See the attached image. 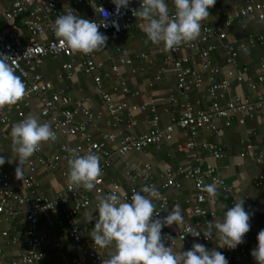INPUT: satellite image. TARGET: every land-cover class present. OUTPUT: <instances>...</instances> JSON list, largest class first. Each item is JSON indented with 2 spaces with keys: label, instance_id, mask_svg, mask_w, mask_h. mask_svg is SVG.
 <instances>
[{
  "label": "built area",
  "instance_id": "2783aa9c",
  "mask_svg": "<svg viewBox=\"0 0 264 264\" xmlns=\"http://www.w3.org/2000/svg\"><path fill=\"white\" fill-rule=\"evenodd\" d=\"M244 6L233 15H229L224 21L214 24L203 23L200 37L190 44H182L169 51L166 55V60L172 63V69L176 75V87L179 91L182 102V111L178 117H172L169 124L164 128L158 126L159 114L157 107L151 102L141 104L129 103L125 100L114 101L113 94L104 87L103 78L108 73L102 72L104 63L98 59V54L85 55L82 53H73L66 44H61L60 40L54 35L53 26L55 20L68 12L76 15L87 6H93L94 11L87 20L100 24L99 31L108 37L109 40L121 34L127 27H130L136 17L132 14V9L139 10L142 0H131L128 9L121 8L117 13L116 6L109 0H13L9 7L4 9L3 15L5 19L11 23L20 21L23 25V30L19 28H0V54L10 56L9 63L15 66L16 72L21 76L23 83L26 85V95L16 105L4 109H0V124L14 125L29 116L28 108L31 106L33 97H38L40 100V114L44 117V123L51 125L57 136L62 137H78L83 142L76 145L73 149H77L81 155L91 151L97 152L100 156L101 175L98 177L95 191L101 195L111 194L116 192L117 195H122L121 185L118 183L112 184L108 188L103 187V177L108 167H110L113 157L118 154L125 158L127 153L132 150H144L151 144H158L162 140H170L173 137L175 127L184 129L188 135V140L181 143L178 147L180 150L197 148L198 143L195 138L200 129H207L214 133H222L224 129L232 124L234 116L239 113H246L252 117L256 112L264 114V90L257 91L256 95L247 98L240 94L232 96L225 104L220 102L224 97L225 92L230 87L228 80H215L211 77L207 92L212 99L208 107H199L191 100V89L200 86L202 83L201 72L195 67L197 61L194 55H198L201 59V65L204 69H210L213 73H218L220 68L214 64L211 59L212 51L218 46L216 43H211L212 39H219L221 46L224 47L227 58L226 61L236 69V78L239 81L244 79V72L238 68L237 53L238 50H247V44L235 45L227 41L226 29L233 23L235 16H244L252 19L264 20V1L243 0ZM166 3L171 7L170 15L174 14V5L172 0H166ZM109 13V16L107 17ZM107 17V18H106ZM113 22L119 25V29L113 26ZM104 23L108 26L104 27ZM27 33V39L24 38V33ZM264 42L262 35L258 37L251 36L249 44L252 46L255 42ZM182 50L191 51L180 54ZM117 52L122 54L121 63L131 64L132 59L127 56V52L122 47L117 48ZM48 56H64L68 60L62 63V70L67 77H70L76 56L81 57L83 69L86 73L92 75L95 89L104 101L108 117L106 122L109 126L117 127L122 122H127L128 125L135 123L134 114L139 112L146 113L152 123V128L141 134H131L125 131L104 133V137L108 141H118L116 149L107 147L104 141L95 140L90 131L89 125L94 124L102 118L101 112L94 111L86 100L78 102L74 107L70 108L71 97L59 92H48L53 89L51 81L43 80L39 71L44 59ZM144 56V54H142ZM262 72L258 77L259 83H264V63L261 65ZM114 72H118V64L112 66ZM62 77V74H59ZM251 87L257 88L255 82L250 83ZM123 94L136 96L138 90H132L125 82L119 85ZM172 103L178 102L174 95L169 97ZM126 112V116L122 115ZM84 115L85 120L77 122V117ZM18 122H15L14 119ZM217 119H223L224 123H217ZM239 123L245 122V117L239 118ZM202 147L208 149L210 153L218 158L225 156L221 146L211 143H203ZM67 142L61 145L62 150L69 149ZM72 151L66 156L60 154H52L45 156L41 153V149L36 152L35 159L29 161V167H35V164L42 166L45 170L60 169L63 175L68 174V170L64 168L63 162L68 163L71 158ZM242 156H249L257 162L264 161V149L256 150L252 144H247L246 148L241 153ZM193 164L189 167H178L173 169L167 167L164 170L166 180L162 183V187L179 186V182L175 180L176 175H184L194 182L196 190L197 210L203 218L202 223L196 224H179V231L175 235L163 232L162 239L166 247L175 246L177 244L186 245L191 250L193 243H201L206 245L212 239H205L203 233L199 237H193L189 234V229H196L210 222V218L217 217L215 210H209L203 206L204 203H213L215 199H210L208 194L201 189L205 185V174L215 182L226 197L233 195L231 186L218 175L216 168L209 163L203 162V157L198 153L194 155ZM128 166L133 168V172H128V176L133 180L142 178L148 180L151 175V165L144 164V171H139L135 165ZM16 172V167L13 170L5 171L0 169V214H3L8 219L17 220L18 211L13 206V202L28 205L25 221L28 222L27 236L29 250L22 254L17 259L9 261L6 264H30L38 262L43 257L41 247L46 242V236L38 231L39 217L43 213L55 212L58 216L57 225L61 232L69 239V245L72 246L78 253V256L73 259L74 262H79L83 255H88L89 260L86 264H100L102 256L89 246L85 240V235L89 231L90 224L97 222L98 217L92 219L88 226H83L78 223L77 215L80 210L88 207L91 203L88 191L83 187L77 188L75 185L66 184L65 191L56 197L50 198L36 192L38 182L33 174L24 175L23 183L26 188L31 189L30 193H19L15 191L11 185L12 175ZM150 186H154L151 183ZM139 191L137 187H132L123 195L126 201L131 202L133 191ZM159 200V213L165 208L169 202L161 192ZM143 195V193H141ZM75 201L71 207L70 201ZM247 199H244L246 202ZM234 205L236 200H232ZM160 216V215H159ZM23 220H18L22 222ZM264 228L258 229L252 233L245 234L244 243L236 249L230 250L226 247L224 255L231 262H240L246 255V245L257 241L258 233ZM8 230H0V236H8ZM170 237V239H169ZM184 238V239H183ZM13 242H18L19 237L14 235ZM173 244V245H172ZM250 264H257L255 259H252Z\"/></svg>",
  "mask_w": 264,
  "mask_h": 264
},
{
  "label": "crops",
  "instance_id": "0c3cea01",
  "mask_svg": "<svg viewBox=\"0 0 264 264\" xmlns=\"http://www.w3.org/2000/svg\"><path fill=\"white\" fill-rule=\"evenodd\" d=\"M13 0H0V28H19L23 30V25L20 21L11 23L7 21L3 15L4 9L10 6ZM108 2L109 0H102ZM257 2L264 0H254ZM244 6L243 0H216L214 7L209 9L210 15L203 23L214 24L224 21L229 15L238 12ZM172 7V6H171ZM171 7L169 9L171 10ZM94 11L93 6L84 7L78 16L87 19ZM143 21L136 18L130 27H127L121 34L112 37L106 45V49L97 52L98 59L103 61L104 67L102 72L108 73L103 78L104 87L110 91L114 96V101L125 100L129 103L141 104L144 102H151L157 107L159 114L158 126L164 128L170 123L172 117H178L181 114L182 98L176 87V75L172 69V63L167 61L166 55L169 51L164 50L163 44L154 45L151 42L146 43V35L142 31L140 25ZM227 41L239 45L241 43L247 44V50H238L237 60L238 68L244 72V79L242 81L236 78V69L232 67L227 61V54L223 46L218 43L219 39H212L211 43H216L218 46L212 51V62L219 66L220 71L213 73L210 69H204L201 65V59L198 55H194L197 63L195 67L201 72L202 83L200 86L193 87L190 95L191 100L195 106L208 107L212 99L207 92L211 77L215 80H228L230 82L229 89L225 92L224 97L220 99L222 104H225L228 99L236 94L251 98L256 95L257 91L264 90V83H259L258 77L262 69L261 65L264 63V42H255L254 45L249 44L251 36L264 37V20L252 19L244 16H235L233 23L226 29ZM24 38L27 39V33H24ZM122 47L126 50L127 56L132 59L131 64L121 63L122 54L117 52V48ZM190 53L191 51L182 50L180 54ZM144 54V56H142ZM68 58L64 56H48L44 59L39 71L43 80L51 81L53 89L48 92H59L61 94L71 97L70 108L74 107L78 102L83 100L96 112L102 113V118L94 124L89 125V131L92 137L98 141H104L108 148L116 149L118 141H108L104 137V133L113 131H125L131 134H141L149 131L152 128V123L146 113L139 112L134 114L135 123L128 125L127 122H122L120 126H109L106 122L108 117L107 107L97 93L92 75L86 73L83 69L82 60L80 56H76V63L72 74L67 77L62 70V63ZM118 64V72L112 70V66ZM20 76L18 72L15 73ZM62 74V77H59ZM21 77V76H20ZM125 82L132 90H138L139 94L131 96L123 94L119 85ZM255 82L257 88L251 87L250 83ZM170 95H174L178 102L172 103L169 99ZM29 115L39 118L40 122L44 123L45 119L40 114V100L38 97H33L31 106L28 108ZM125 117L127 114L123 112ZM245 117L244 123H239V118ZM85 120L84 115L77 117V122ZM15 122H18L16 117ZM217 123L223 124V119H217ZM13 125L0 124V156H4L6 163L0 166V169L5 171L13 170L17 167L18 158L12 151L11 128ZM188 140L186 131L180 127H175L173 137L170 140H162L158 144H151L144 150H132L127 153L125 158L115 154L110 167L107 168L103 177V187L108 188L114 183L121 185V199L125 202L123 197L132 187L140 189L143 185L154 187L167 197L169 204L161 210L159 217L163 219L169 214L174 205L178 204L181 207L184 217V224L202 223V215L195 210L196 204V190L192 179L184 175H176L175 180L179 182V186L162 187L166 177L164 170L167 167L176 169L178 167H189L193 164V158L196 153L203 157V162L212 164L218 173L232 188L233 195L226 197L220 187L213 182L208 175L205 174V185L215 183L218 189L216 201L213 203L206 202L203 206L209 210H215L217 217L210 218V222L214 220L222 221L228 208L234 206L231 201L234 199L238 202L241 199H247L244 202L245 210L250 213V233L264 228V161L257 162L249 156H242V151L247 144H252L256 150L264 149V114L256 112L252 117L246 113H239L234 116L232 124L224 129L222 133H214L207 129H200L195 140L198 143L197 148L180 150L179 145ZM67 142L70 146L67 150H62L61 145ZM83 142L82 139L74 136L62 137L57 136L55 142L43 144L41 153L45 156L52 154H60L66 156L70 154L72 149ZM203 143L217 144L224 150L225 156L218 158L213 156L210 151L202 147ZM97 153V152H94ZM99 154V153H98ZM34 154L30 160L35 159ZM10 161L7 162V161ZM151 165V175L148 180L138 178L133 180L128 176V172H133L128 164L135 165L139 171H144V164ZM64 168L68 170L69 165L63 162ZM33 174L35 180L38 182L36 192L46 197H56L63 193L68 183V174L63 175L60 169L45 170L42 166L35 164L31 168L27 164L25 166V174ZM11 187L19 193H30L31 189L25 187L23 180L16 178V172L12 175ZM91 203L88 207L79 211L77 218L78 223L83 226H88L89 219L99 217V212L96 209L98 204L97 197L103 196L98 194L95 189L88 191ZM157 208L159 207V200L153 199ZM131 203V202H128ZM18 211V219H8L3 214H0V230H8V236H0V264H6L9 261L17 259L22 254L29 250L27 228L28 222L25 221L28 205L12 203ZM75 204L74 199L70 201L69 205L72 207ZM57 214L55 212L43 213L39 217L38 231L46 236V242L42 245L41 250L43 257L38 262L30 264H86L89 260L88 255H83L79 262H74L73 259L78 256L77 251L69 245V239L64 235L57 225ZM23 220L18 222V220ZM95 223L90 224V229L85 235L87 244L102 256V262L110 259L114 254V244L105 249L96 248L94 241L91 238V231L95 227ZM207 224L202 225L199 230L203 233L206 230ZM179 231V226L173 224L165 226L162 233L166 232L170 235H175ZM161 233V235H162ZM16 235L19 237L18 242H13L12 237ZM218 239H213L205 246L208 250L215 248L224 254L226 247L220 248L218 246ZM258 245V240L254 243L247 244L246 257L240 262H231V264H250L253 249ZM174 247L175 252L188 251L189 248L184 244H177Z\"/></svg>",
  "mask_w": 264,
  "mask_h": 264
},
{
  "label": "clouds",
  "instance_id": "9594fccd",
  "mask_svg": "<svg viewBox=\"0 0 264 264\" xmlns=\"http://www.w3.org/2000/svg\"><path fill=\"white\" fill-rule=\"evenodd\" d=\"M112 2L119 13L121 8L128 9L131 0ZM172 2L175 9L172 15L166 0H142L139 10L132 9V14L143 21L140 27L146 35L145 42L163 44L165 51L196 41L201 34V22L208 18L209 9L216 4V0ZM100 26L68 12L55 20L53 32L61 44H66L73 53L91 55L106 49L108 37L99 31ZM103 26L107 27L108 24L104 23ZM113 26L119 29L117 23L113 22ZM10 58L0 54V109H10L26 95V85L15 74L16 69L9 63ZM10 135L12 151L18 158V180H24L25 166L42 145L57 140V134L51 125L40 122L33 115L14 124ZM7 162L10 163L9 160ZM5 163V157L0 156V166ZM68 165L69 184L77 188L83 187L87 191L96 188L101 175L98 153L89 151L81 155L77 149H73ZM201 190L210 199L217 197L215 183L204 185ZM160 196L154 186L143 185L139 191H133L131 203L123 201L116 192L97 197L99 217L91 231V238L96 248L105 249L113 244L115 248L114 254L104 264H229L224 254L215 248L208 250L201 243H193L191 250L179 253L175 252L173 246L166 247L161 235L163 227L174 223L179 225L183 223L184 217L180 205L176 204L163 219L157 218L160 213L153 199H159ZM92 219L94 217L89 222ZM250 219V213L245 210L244 199H241L228 208L222 221L207 223L206 230L202 231L204 238L212 239L215 234L220 248L234 250L244 243L245 234L250 231ZM188 231L193 237L201 235V230ZM257 240L258 245L251 255L257 264H264V230L258 233Z\"/></svg>",
  "mask_w": 264,
  "mask_h": 264
}]
</instances>
